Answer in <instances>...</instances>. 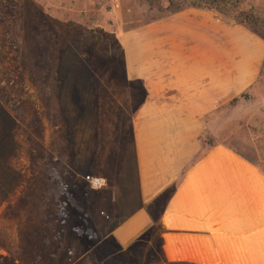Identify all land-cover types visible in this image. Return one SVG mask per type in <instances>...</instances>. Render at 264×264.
<instances>
[{
    "label": "rangeland",
    "instance_id": "obj_1",
    "mask_svg": "<svg viewBox=\"0 0 264 264\" xmlns=\"http://www.w3.org/2000/svg\"><path fill=\"white\" fill-rule=\"evenodd\" d=\"M197 4L264 34V0H0V264L101 254L95 240L118 221L109 206L123 213L141 198L129 144L145 91L125 70H148V22ZM198 139L192 159L221 143L264 172V57L245 89L204 115ZM137 244L101 264H156L148 230Z\"/></svg>",
    "mask_w": 264,
    "mask_h": 264
},
{
    "label": "crops",
    "instance_id": "obj_2",
    "mask_svg": "<svg viewBox=\"0 0 264 264\" xmlns=\"http://www.w3.org/2000/svg\"><path fill=\"white\" fill-rule=\"evenodd\" d=\"M147 43L148 70H125L145 91L129 144L141 198L123 213L109 206L106 217L118 221L95 240L101 254L87 264H101L108 250L129 252L147 230L156 264H264V172L221 143L192 159L204 115L254 80L264 40L189 5L148 22Z\"/></svg>",
    "mask_w": 264,
    "mask_h": 264
},
{
    "label": "built area",
    "instance_id": "obj_3",
    "mask_svg": "<svg viewBox=\"0 0 264 264\" xmlns=\"http://www.w3.org/2000/svg\"><path fill=\"white\" fill-rule=\"evenodd\" d=\"M83 179L89 186L94 188L101 187L105 184V179L98 175L84 174Z\"/></svg>",
    "mask_w": 264,
    "mask_h": 264
},
{
    "label": "trees",
    "instance_id": "obj_4",
    "mask_svg": "<svg viewBox=\"0 0 264 264\" xmlns=\"http://www.w3.org/2000/svg\"><path fill=\"white\" fill-rule=\"evenodd\" d=\"M197 6H199L198 4H197ZM237 19V18H236ZM238 23H243V21L241 20V19H239V20H236ZM253 32H256L261 38H263L264 39V34H261L260 32H257L256 30H254L253 28H250Z\"/></svg>",
    "mask_w": 264,
    "mask_h": 264
}]
</instances>
